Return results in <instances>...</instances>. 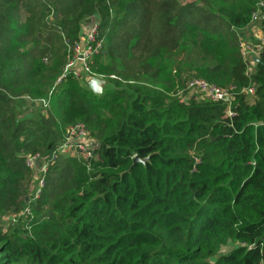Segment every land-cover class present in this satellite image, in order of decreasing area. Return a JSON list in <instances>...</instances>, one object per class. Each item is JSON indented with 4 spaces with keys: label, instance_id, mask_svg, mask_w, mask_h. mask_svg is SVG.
Wrapping results in <instances>:
<instances>
[{
    "label": "trees",
    "instance_id": "16d2710c",
    "mask_svg": "<svg viewBox=\"0 0 264 264\" xmlns=\"http://www.w3.org/2000/svg\"><path fill=\"white\" fill-rule=\"evenodd\" d=\"M261 2L0 0V215L18 216L0 228V264L264 260V52L251 70L239 46ZM93 17L98 94L70 73L57 81L65 41ZM184 76L233 86L229 108L180 97ZM24 98L48 106L19 116ZM74 123L92 157L51 166L33 217L19 216L24 153L47 154Z\"/></svg>",
    "mask_w": 264,
    "mask_h": 264
},
{
    "label": "built area",
    "instance_id": "2783aa9c",
    "mask_svg": "<svg viewBox=\"0 0 264 264\" xmlns=\"http://www.w3.org/2000/svg\"><path fill=\"white\" fill-rule=\"evenodd\" d=\"M263 5L264 2H261L258 9L252 13V22L264 20V11L261 9ZM65 42L68 45L67 63L57 81L65 78L69 73L75 78L85 79V81L88 78L97 77L91 71V64L94 61V57L103 48V37L99 32L98 17H93L83 23L76 40L72 42L66 40ZM239 46L244 59L246 61H253V57H258L260 53L264 52V38L262 37L255 42H245L240 38ZM185 88L190 91H196L209 101L225 103L227 108H229L233 100V86L227 88L220 87L203 78L194 77L188 79ZM244 92L251 95L254 93V89L250 87ZM32 101L41 102L44 108L48 106L47 98H38ZM228 113L231 114L229 110ZM89 145V133L86 126L83 123H74L66 128L63 139L56 143L47 154L43 155L38 152L27 154L25 164L29 169L37 173V177L34 185L30 186V193L27 197L28 204L18 215L30 216L32 218L31 204L41 196L46 184V175L50 167L55 165L63 157H77L82 160H89L93 155ZM17 217V215L12 216L11 222L17 221ZM260 264H264V260Z\"/></svg>",
    "mask_w": 264,
    "mask_h": 264
},
{
    "label": "rangeland",
    "instance_id": "374dc122",
    "mask_svg": "<svg viewBox=\"0 0 264 264\" xmlns=\"http://www.w3.org/2000/svg\"><path fill=\"white\" fill-rule=\"evenodd\" d=\"M259 24V23H257ZM239 38H243L245 42H255L254 40L252 39H245L243 36H241V34H239ZM259 39H257L258 41ZM67 63V61H66ZM98 78H100L101 80H103V83L101 84V92H102V89H103V84L105 83V79L102 75L100 76H97ZM186 79H185V82L187 79H190V77H187V76H184ZM185 82H184V85L183 87L181 88H178L180 90V97L182 98H188L190 97V95L192 94H195V95H198L200 96L201 98H205L204 96H202L201 94L197 93L196 91H190V90H187L185 88ZM177 88V87H176ZM100 92V93H101ZM98 94V93H97ZM202 98V99H203ZM26 100V104L27 106H25L22 110L20 109L19 111V116H23V112L24 113H31L32 111L33 112H44L45 111V108L43 106V104L39 101H32V100H29L27 98H24ZM23 111V112H22ZM28 153H24V155H27ZM30 170V183H29V191H30V186L31 185H34V181L36 180V177H37V173H35V171H33L32 169H29ZM13 214H1L0 215V228L3 230V228H6L9 224H10V221H11V218H12Z\"/></svg>",
    "mask_w": 264,
    "mask_h": 264
},
{
    "label": "water",
    "instance_id": "95a60500",
    "mask_svg": "<svg viewBox=\"0 0 264 264\" xmlns=\"http://www.w3.org/2000/svg\"><path fill=\"white\" fill-rule=\"evenodd\" d=\"M254 61H257V57H253ZM103 83V80L100 78L94 76L91 78L86 79V84L90 90H92L94 93H100L101 92V84ZM148 158L140 159L138 156H135L133 158V165L136 164L137 162H145L147 161ZM233 249V246L228 247L223 253H227Z\"/></svg>",
    "mask_w": 264,
    "mask_h": 264
},
{
    "label": "crops",
    "instance_id": "0c3cea01",
    "mask_svg": "<svg viewBox=\"0 0 264 264\" xmlns=\"http://www.w3.org/2000/svg\"><path fill=\"white\" fill-rule=\"evenodd\" d=\"M241 36H243L245 39H252L254 41H257V39L262 38V28L257 22L251 23L249 27L244 29L241 33ZM243 39V38H242ZM244 40V39H243ZM254 61V60H253ZM250 64V69L252 70L254 68V64L251 61H247Z\"/></svg>",
    "mask_w": 264,
    "mask_h": 264
}]
</instances>
